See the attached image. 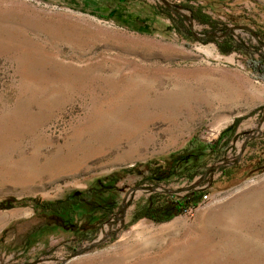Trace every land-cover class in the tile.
<instances>
[{"label": "rangeland", "instance_id": "obj_1", "mask_svg": "<svg viewBox=\"0 0 264 264\" xmlns=\"http://www.w3.org/2000/svg\"><path fill=\"white\" fill-rule=\"evenodd\" d=\"M164 2L0 0V264H264V77L245 67L264 0H197L248 46L227 55L178 38ZM162 191L200 196L131 222ZM85 193L109 211L95 234L33 229L28 201Z\"/></svg>", "mask_w": 264, "mask_h": 264}, {"label": "trees", "instance_id": "obj_2", "mask_svg": "<svg viewBox=\"0 0 264 264\" xmlns=\"http://www.w3.org/2000/svg\"><path fill=\"white\" fill-rule=\"evenodd\" d=\"M162 1L164 2V0ZM155 10V15L167 19L169 21V28L186 44L195 42L200 44L212 43L215 45L217 51L223 55L233 52L246 53L248 50V46L244 42H238L234 38L229 31V27L222 20L210 14L206 6L199 4L197 0H181L176 6H171L164 2L163 7L155 6ZM228 17L231 21L235 19L230 14ZM193 23L202 26L199 32L193 29ZM138 30L144 31L143 29ZM251 33L258 36L259 34L262 35L263 30L257 29L251 31ZM246 61L245 67L252 74L264 77V56L261 58H250ZM250 148L254 147L251 146ZM90 195V193H85L83 196H74L67 199H32L28 201L29 205H32L37 213L35 215L37 221L33 224V229L43 226L49 218H64L69 221V227H67L69 232L73 233L77 231L82 237L95 234L104 223H107L109 211L102 208H89L86 202ZM198 195L200 196L198 192L193 191H189L181 197H175L166 191L152 192L142 204L133 210L131 222H135L141 218L154 222L167 220L172 216L183 213L189 207H195L198 203ZM24 203L27 202L23 201L20 204L23 205ZM52 227L59 228L61 225L54 223ZM10 228H12V224L1 232L0 240L9 234ZM30 233L28 232L25 238L28 241Z\"/></svg>", "mask_w": 264, "mask_h": 264}, {"label": "bare ground", "instance_id": "obj_3", "mask_svg": "<svg viewBox=\"0 0 264 264\" xmlns=\"http://www.w3.org/2000/svg\"><path fill=\"white\" fill-rule=\"evenodd\" d=\"M176 86H177V84L175 83L174 87L176 88ZM176 90H177V89H176ZM198 97H199V96H198ZM198 97H197V98H198ZM197 98H196V99H197Z\"/></svg>", "mask_w": 264, "mask_h": 264}]
</instances>
